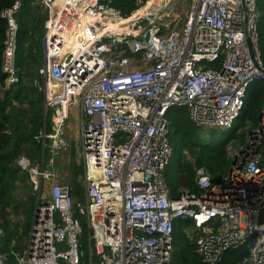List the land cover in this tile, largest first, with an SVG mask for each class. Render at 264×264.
<instances>
[{
	"label": "built area",
	"instance_id": "built-area-1",
	"mask_svg": "<svg viewBox=\"0 0 264 264\" xmlns=\"http://www.w3.org/2000/svg\"><path fill=\"white\" fill-rule=\"evenodd\" d=\"M116 1L38 0L46 13L43 82L34 85L51 111L42 148L53 158L66 146L70 109L79 108L85 202L76 204L52 174L21 157L37 212L16 264H171L178 220L201 230L194 253L203 264H220L250 238L238 264H264V103L245 145L228 149L230 169L216 183L198 169L199 194L172 197L165 182L173 151L168 111L185 108L197 129L228 130L250 86L264 80L257 0H189L181 25L177 0H129L127 15ZM20 7L16 0L0 12L6 88L18 80ZM75 212L86 219L87 256Z\"/></svg>",
	"mask_w": 264,
	"mask_h": 264
},
{
	"label": "trees",
	"instance_id": "trees-1",
	"mask_svg": "<svg viewBox=\"0 0 264 264\" xmlns=\"http://www.w3.org/2000/svg\"><path fill=\"white\" fill-rule=\"evenodd\" d=\"M15 1L0 0V12L11 7ZM19 1L21 7L15 17L18 25L15 63L19 73L17 82L9 88L5 87V75L1 68L5 22L0 18V264H16L14 255L21 256L25 250L35 202L33 196L28 194L24 200H16L13 196L18 184L23 185L30 181L28 172L20 168L18 160L24 157L31 166L39 167L42 162L40 156L44 152V162L46 161L47 149L43 151L40 133L43 128L49 130L51 116L49 110L44 124L43 94L34 85L35 81L40 84L43 82L39 69L43 60L42 38L46 15L38 0ZM113 6L120 9L123 15L134 9L129 0H117ZM258 40L264 67V15L261 13L258 19ZM208 66L214 67L215 64L208 63ZM257 85L264 88V80L255 82L248 89L237 125L229 131L232 137L238 134L239 138L244 139L239 129L246 120L248 111L255 109L260 112L263 106L264 89L254 98L253 92ZM167 117L170 122L167 138L173 151L165 170L166 186L172 197L177 196L179 191H187L197 196L200 192L195 183L198 169L206 170L212 183H216L221 175L229 171L231 158L228 157L226 144L231 138L228 137L219 144L213 140L205 141L198 147L208 151L199 153L196 151V144L190 140V136L196 135L198 129L191 123L187 110L173 108L168 111ZM186 153H189L191 160ZM82 178L81 164L74 159L70 160V173L64 183L76 204L85 202ZM17 214L23 220L12 226L10 219ZM75 217L79 218L82 230L80 243L86 251V219L79 217L77 212ZM190 225V221L178 220L174 223L171 264H203L194 253L196 238L184 233L185 228ZM258 228L264 234V210L260 213ZM253 240L254 238H250L243 247L226 252L220 264H238L247 256Z\"/></svg>",
	"mask_w": 264,
	"mask_h": 264
},
{
	"label": "rangeland",
	"instance_id": "rangeland-1",
	"mask_svg": "<svg viewBox=\"0 0 264 264\" xmlns=\"http://www.w3.org/2000/svg\"><path fill=\"white\" fill-rule=\"evenodd\" d=\"M188 1L189 0H177L176 9H177V13L180 16V25L182 24V20L187 10ZM256 7H257V11L260 12L261 15H264V0H257ZM263 89L264 88L262 85H257L253 92L254 98L257 97L263 91ZM70 112H71L70 117L66 121V127L64 130V141L66 143V146L58 150L57 154L53 156V158L57 156L56 161H58V163H61L62 161L63 167L66 166L65 162H68L70 159H72L71 153L72 152L77 153L78 142L75 144H72V141L70 140H73L74 136H76V134L78 133V127L77 128L75 127V125L78 126L79 124L78 119L82 121L81 111L79 108H76L75 110L71 108ZM259 113L260 112L255 109H251L248 111L246 120L240 125V129H239V132H241L242 136H244V139L242 137L239 138L238 134L237 136H233V137H232V134H229V131L237 125V121H236L234 122L233 127L225 131H221V129H208V130L198 129L196 135L190 136V140L196 144L197 152L206 153L208 149L201 148L198 146L203 145L205 141H209V140L210 141L213 140L215 141V143L218 142L217 144H219L229 137L231 138V141L226 144V149H227V152H228V149L234 152L238 150L240 147H243L245 145L246 137H247L246 133L250 131L251 129H253L254 127H256L255 125H257V122L259 119ZM69 120L72 122V126L69 123ZM43 123H44V120H43ZM186 156L190 159L189 153H186ZM42 193L44 196L46 197L48 196V185L47 184L43 186ZM27 194L33 196L34 202H35V197L37 196V193L34 192V190H32L30 181L23 185L18 184L16 189L13 192V196L16 200H21V199L24 200ZM22 220L23 218L21 215H18V214L12 215V219H10L11 225L14 226L16 225V223L19 224L22 222ZM26 240L24 241V243L26 242Z\"/></svg>",
	"mask_w": 264,
	"mask_h": 264
},
{
	"label": "crops",
	"instance_id": "crops-1",
	"mask_svg": "<svg viewBox=\"0 0 264 264\" xmlns=\"http://www.w3.org/2000/svg\"><path fill=\"white\" fill-rule=\"evenodd\" d=\"M44 13H45V11H44ZM45 15H46V13H45ZM259 17H260V12H259ZM70 113L71 112H69L68 119L70 117ZM81 116H82V114H81ZM78 120H79L78 126L75 125L76 128L78 127V133L76 134V136H74L73 140H70V141H72V144H75L78 142L77 153L72 152L71 155H72V157L76 163L81 164L80 144H79L80 143V121L81 120L80 119H78ZM69 123L72 126V122L70 120H69ZM65 135H66V133H65ZM70 139H72V138H70ZM77 154H78V156H77ZM46 156H47L46 161L44 162V152H42V155L40 156V161H42V162L38 168L44 169L46 172L52 174L53 182L68 188V186L64 183V181H65L68 173H70V160L72 161L73 159H70L68 162H65L66 166L63 167L62 161H61V163H58V161H56L57 156L52 158V154H51V151L49 149H47V151H46ZM43 162H44V164H43ZM50 182H51V179L43 180V186L46 184L49 186ZM68 190H69V188H68ZM179 192L181 193V191H179ZM173 197H175V196H173ZM190 223H191L190 227L188 226V228H185L184 233L190 237L193 236L194 238L197 239V237L201 234V230L196 229L192 222H190Z\"/></svg>",
	"mask_w": 264,
	"mask_h": 264
},
{
	"label": "water",
	"instance_id": "water-1",
	"mask_svg": "<svg viewBox=\"0 0 264 264\" xmlns=\"http://www.w3.org/2000/svg\"><path fill=\"white\" fill-rule=\"evenodd\" d=\"M43 120H44V124H45V122H46V113L45 112H43ZM37 212V209H36V207H34V211H33V217H34V214ZM30 233H32V230H30Z\"/></svg>",
	"mask_w": 264,
	"mask_h": 264
}]
</instances>
